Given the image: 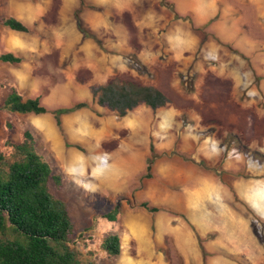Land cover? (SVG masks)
Segmentation results:
<instances>
[{
	"label": "rangeland",
	"instance_id": "374dc122",
	"mask_svg": "<svg viewBox=\"0 0 264 264\" xmlns=\"http://www.w3.org/2000/svg\"><path fill=\"white\" fill-rule=\"evenodd\" d=\"M33 2L43 14L30 33L0 24V53L21 57L0 62V152L32 133L59 178L48 191L65 203L82 256L264 264V217L235 194L225 202L222 185L233 175L264 178V0H84L88 37L74 18L78 0ZM115 76L158 87L167 104L117 116L91 95ZM13 87L48 111L3 109ZM80 101L89 107L63 114L60 130L51 111ZM110 234L120 238L116 256L101 247Z\"/></svg>",
	"mask_w": 264,
	"mask_h": 264
},
{
	"label": "trees",
	"instance_id": "16d2710c",
	"mask_svg": "<svg viewBox=\"0 0 264 264\" xmlns=\"http://www.w3.org/2000/svg\"><path fill=\"white\" fill-rule=\"evenodd\" d=\"M84 7V0H78L74 18L77 28L84 37H88L91 34L80 18ZM0 23L13 31L31 32L25 23L15 17H0ZM20 61L21 57L11 51L0 53L1 63L16 64ZM91 95L97 105L119 117L140 105L157 109L168 102L166 94L158 87L119 76L92 86ZM1 107L22 114H43L48 111L38 96L25 98L14 87L4 98ZM86 107L89 104L80 101L71 106L55 108L51 113L56 126L62 130L63 114ZM11 147L8 155L0 152V264H96L84 258L75 247L74 230L67 207L48 191L49 179L54 178L57 182L59 178L36 151L32 133L25 130L23 139L12 143ZM150 152H153L152 144ZM150 163L149 158L147 170ZM140 205L151 211L156 210L155 207L149 208L146 202ZM119 207L117 203L106 214L107 218L114 220ZM251 226L256 230L253 222ZM260 235L257 238L264 248V236ZM101 247L109 256L118 255L121 250L119 236H106Z\"/></svg>",
	"mask_w": 264,
	"mask_h": 264
},
{
	"label": "crops",
	"instance_id": "0c3cea01",
	"mask_svg": "<svg viewBox=\"0 0 264 264\" xmlns=\"http://www.w3.org/2000/svg\"><path fill=\"white\" fill-rule=\"evenodd\" d=\"M33 1L34 0H0V17H8L11 15L7 14H15V18L21 20L30 27V25L37 20L39 15L43 14L42 8L40 10L38 8L39 5ZM19 33L21 34L17 35L21 36L24 32ZM236 170L237 169L234 168L232 171L234 172ZM224 180L225 183L222 185L225 186V189L223 190L225 193V202L231 198V195L235 194L247 206L253 209L258 216L260 215L261 218L264 217V178H243L233 175L231 179ZM202 183L204 189L205 181L203 180ZM226 214L229 218L232 215L229 212ZM232 219L234 220V218Z\"/></svg>",
	"mask_w": 264,
	"mask_h": 264
},
{
	"label": "bare ground",
	"instance_id": "6f19581e",
	"mask_svg": "<svg viewBox=\"0 0 264 264\" xmlns=\"http://www.w3.org/2000/svg\"><path fill=\"white\" fill-rule=\"evenodd\" d=\"M75 156H71V157L69 156V160L72 162L73 165H80L82 163L81 158H78V157H75Z\"/></svg>",
	"mask_w": 264,
	"mask_h": 264
}]
</instances>
